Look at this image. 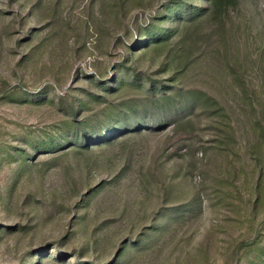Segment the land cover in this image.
<instances>
[{"label": "rangeland", "instance_id": "374dc122", "mask_svg": "<svg viewBox=\"0 0 264 264\" xmlns=\"http://www.w3.org/2000/svg\"><path fill=\"white\" fill-rule=\"evenodd\" d=\"M208 7L0 0V264H264V0Z\"/></svg>", "mask_w": 264, "mask_h": 264}, {"label": "trees", "instance_id": "16d2710c", "mask_svg": "<svg viewBox=\"0 0 264 264\" xmlns=\"http://www.w3.org/2000/svg\"><path fill=\"white\" fill-rule=\"evenodd\" d=\"M209 2L208 9L202 10L206 15H216L223 11L225 4H233L234 0H207ZM162 99V98H161Z\"/></svg>", "mask_w": 264, "mask_h": 264}]
</instances>
